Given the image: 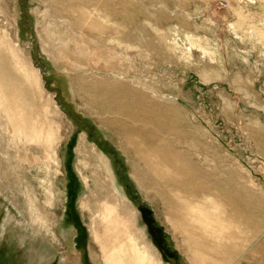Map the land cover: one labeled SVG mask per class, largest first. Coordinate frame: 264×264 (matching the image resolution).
I'll use <instances>...</instances> for the list:
<instances>
[{
  "label": "rangeland",
  "instance_id": "1",
  "mask_svg": "<svg viewBox=\"0 0 264 264\" xmlns=\"http://www.w3.org/2000/svg\"><path fill=\"white\" fill-rule=\"evenodd\" d=\"M105 261L264 264V0H0V264Z\"/></svg>",
  "mask_w": 264,
  "mask_h": 264
},
{
  "label": "bare ground",
  "instance_id": "2",
  "mask_svg": "<svg viewBox=\"0 0 264 264\" xmlns=\"http://www.w3.org/2000/svg\"><path fill=\"white\" fill-rule=\"evenodd\" d=\"M68 4H70V5H74V2H75V0H65ZM74 7V6H73ZM4 81V80H3ZM116 99L113 95H111V97L110 98H108L109 100H111L112 102H114L113 101V99ZM122 96H119L118 98H117V100H122V101H124L125 102V104L127 103L125 100H127V97H123L122 99ZM104 103V102H103ZM110 104H112V103H110ZM128 104V103H127ZM103 107H104V105H102ZM126 106V105H125ZM110 109L109 110H111V111H113L114 113H119L118 112V110H115V108L113 107V105H109L108 106ZM129 106H127V108H128ZM108 109V108H107ZM127 111H129L128 109H126ZM119 114H121V113H119ZM129 131V130H128ZM146 136H148V135H146ZM148 138V139H147ZM146 138V141L147 140H150V138L149 137H147ZM149 142V141H148ZM86 153V152H85ZM197 191H199V189L197 190ZM236 205V209H234L236 212H234V215L238 218H241V219H243V221L244 220H254L255 219V217H254V214L253 213H251V210L250 211H247V208H246V205H245V201L244 200H241L240 202H238V203H236L235 204ZM110 207H112V208H110ZM108 209H105L106 210V212H105V214H104V216H103V220H102V222H105V220H107V219H112L113 220V222H110V223H108V221H107V223H105V224H103L101 227H102V231L103 232H107L109 235H111L112 237L114 236H116V237H118V236H120L121 235V232H120V223H118V221H117V219L116 218H114V207L113 206H110ZM235 208V207H234ZM125 236H126V234H125ZM117 240H119V238H117ZM116 240V241H117ZM108 242H110V241H108ZM120 243V242H119ZM113 244V243H112ZM121 246V245H120ZM110 247H111V244H110ZM103 248H104V246H103ZM114 250H116V247H114V246H112V251H114ZM119 252V251H118ZM109 254V253H108ZM124 254V253H123ZM118 257V258H117ZM117 257H115V258H112V257H109L108 259L110 260V261H112L113 262V260H115V261H118V259L119 260H121V262L124 260L123 258H122V256H121V253L119 252V256H117ZM108 259L106 260V261H108ZM105 261V262H106ZM109 261V262H110ZM114 261V262H115ZM109 262H106V264H109ZM139 263V262H138Z\"/></svg>",
  "mask_w": 264,
  "mask_h": 264
}]
</instances>
